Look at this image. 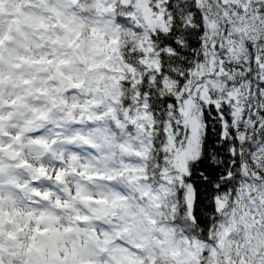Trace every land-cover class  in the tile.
<instances>
[{"label":"snow or ice","instance_id":"snow-or-ice-1","mask_svg":"<svg viewBox=\"0 0 264 264\" xmlns=\"http://www.w3.org/2000/svg\"><path fill=\"white\" fill-rule=\"evenodd\" d=\"M0 264H264V0H0Z\"/></svg>","mask_w":264,"mask_h":264}]
</instances>
